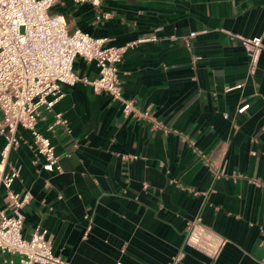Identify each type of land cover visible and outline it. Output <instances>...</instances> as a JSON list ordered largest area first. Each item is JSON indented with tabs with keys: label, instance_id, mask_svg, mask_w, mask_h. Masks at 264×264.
Segmentation results:
<instances>
[{
	"label": "crops",
	"instance_id": "obj_1",
	"mask_svg": "<svg viewBox=\"0 0 264 264\" xmlns=\"http://www.w3.org/2000/svg\"><path fill=\"white\" fill-rule=\"evenodd\" d=\"M100 10L109 17L96 19L90 3L74 0L50 9L69 30L115 45L146 37L126 48L118 78L121 94L161 125L125 115L106 90L63 84L35 125L50 136L61 169L41 167L22 126L9 152L20 167L12 190L31 195L22 234L41 224L54 253L72 264H262L264 0H102ZM236 35L261 37L253 72ZM73 67L89 78L98 73L80 56ZM55 111L67 123L49 130ZM4 142L0 133V149ZM3 194L1 187L0 207ZM197 215L223 239L215 255L185 242ZM0 264H18L17 256L0 251Z\"/></svg>",
	"mask_w": 264,
	"mask_h": 264
},
{
	"label": "built area",
	"instance_id": "obj_2",
	"mask_svg": "<svg viewBox=\"0 0 264 264\" xmlns=\"http://www.w3.org/2000/svg\"><path fill=\"white\" fill-rule=\"evenodd\" d=\"M56 0H0V133L5 142L0 149V189L4 188V206L0 207V251L16 255L18 264H72L55 254L47 229L37 223L28 237L22 234L23 207L31 195H20L11 185L19 176L20 167L8 161L9 152L20 142L17 128H27L32 134L37 153L43 157L41 167L60 170L58 155L49 135L36 129L41 108L51 109L64 94L62 85H73L83 81L94 91L106 90L114 99L120 100L125 115L153 120L146 109H140L133 99L121 94L117 62L126 48L146 37H138L123 45L110 43L106 35L93 36L81 28L68 29L62 13L50 11ZM88 2L96 11V19L107 18L109 11H101L102 0H74ZM190 31L185 45L190 46ZM249 57V72H253L263 48L261 37L236 35ZM77 56L94 61L98 68L95 77L79 75L73 67ZM248 106L237 107L241 112ZM228 114L223 113L226 117ZM66 125L61 111L54 112V125ZM166 130V129H165ZM222 238L205 225L199 215L187 225L185 242L206 254L215 255ZM178 258V257H176ZM175 258V259H176ZM264 260V259H263ZM4 261L13 262L11 257ZM113 264H127L116 259Z\"/></svg>",
	"mask_w": 264,
	"mask_h": 264
},
{
	"label": "water",
	"instance_id": "obj_3",
	"mask_svg": "<svg viewBox=\"0 0 264 264\" xmlns=\"http://www.w3.org/2000/svg\"><path fill=\"white\" fill-rule=\"evenodd\" d=\"M262 264H264V262Z\"/></svg>",
	"mask_w": 264,
	"mask_h": 264
}]
</instances>
